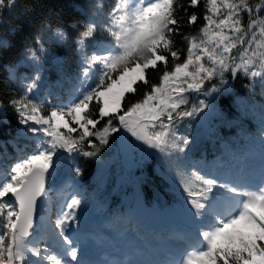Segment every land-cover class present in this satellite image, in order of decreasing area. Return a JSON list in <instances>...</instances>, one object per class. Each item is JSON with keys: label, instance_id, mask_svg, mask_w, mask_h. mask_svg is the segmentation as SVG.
I'll return each instance as SVG.
<instances>
[{"label": "snow or ice", "instance_id": "6c2138e0", "mask_svg": "<svg viewBox=\"0 0 264 264\" xmlns=\"http://www.w3.org/2000/svg\"><path fill=\"white\" fill-rule=\"evenodd\" d=\"M16 3L0 0V27ZM201 3L205 23L197 35L183 33L178 13L196 24L189 9ZM91 7L74 40L78 59L67 99L52 105L35 98L37 74L8 100L23 126L19 135L30 133L34 149L0 170V264H98L88 258L94 245L120 254L104 264H264V103L257 105L250 87L246 102L253 114L259 109L256 131L211 167L189 162L194 138L179 131L186 120H207L216 94L229 93L238 74L258 83L264 96V0H187V6L182 0H116L109 11L103 0H93ZM43 31L54 43L71 39L60 27ZM46 42L37 38L38 51H30L34 62ZM149 69L159 70L158 82L150 80ZM128 94L140 98L126 100ZM4 116L0 100V122ZM116 133L124 145H143L141 151L151 149L149 155L158 153L168 164L182 190L183 203L175 209L181 231L151 229L139 210L105 215L90 230L79 214L87 203L78 187L52 219L47 185L61 164L77 155L97 158ZM74 171L81 174L79 167Z\"/></svg>", "mask_w": 264, "mask_h": 264}, {"label": "trees", "instance_id": "16d2710c", "mask_svg": "<svg viewBox=\"0 0 264 264\" xmlns=\"http://www.w3.org/2000/svg\"><path fill=\"white\" fill-rule=\"evenodd\" d=\"M113 0H103L105 10H110ZM187 6V0H182ZM93 0H17L16 6L11 12L5 10L2 17L3 26L0 27V41H6L7 46H0V100L4 101L5 116L0 122V157L10 150L9 141L18 139L20 145L24 142V137L18 133V129L23 126L18 123L17 114L8 106V100L13 97H18L22 94L24 88V74H31L29 69L20 67V64L30 55V51L39 49L36 44L38 37H42L47 42L44 48L49 50L53 55L51 62L48 63L47 73L50 81H58L57 64H61L62 71L69 68H75L77 65V53L75 51V37L82 29L85 22L92 15ZM196 12L198 21L196 24L188 25L187 16L183 12H179L178 16L182 18V32L188 35H197L199 28L203 26L204 6L200 4L198 8L189 9V14ZM51 25L53 28L60 27L71 38L68 41L54 43L50 39V34L43 31ZM180 41V37H176ZM183 43L181 59L183 52L186 51L187 43ZM59 60V62L57 61ZM57 61V62H56ZM171 67V64L169 65ZM14 73L15 79H9V74ZM159 70H148V76L152 82H158ZM236 85L239 89L243 88V95L249 92L251 85L243 81L241 78L236 79ZM141 92L144 86H139ZM252 90H256L253 89ZM139 95L128 94L126 100L135 101L139 99ZM225 106L231 115V118L236 119L240 115H236V110L230 107L233 102L232 97L220 98L219 100ZM47 111V110H45ZM103 124V121L101 122ZM97 127H100L98 125ZM226 128V127H225ZM227 129V128H226ZM115 134L109 137L111 142ZM6 147V151H5ZM105 151L102 150L101 154ZM95 159L85 158L83 162L84 177L89 178L93 172Z\"/></svg>", "mask_w": 264, "mask_h": 264}, {"label": "rangeland", "instance_id": "374dc122", "mask_svg": "<svg viewBox=\"0 0 264 264\" xmlns=\"http://www.w3.org/2000/svg\"><path fill=\"white\" fill-rule=\"evenodd\" d=\"M259 2V0H250V3H252V4H256V3H258ZM262 14H264V13H262ZM242 15L244 16V23L246 24L247 23V15L246 14H243L242 13ZM47 55H48V52L47 51H45V52H38V59L34 62L33 60H32V58H31V56H28V58L21 64L23 67H25V68H27V69H34L35 70V72L31 75V76H28V75H26V74H24L23 75V77H24V80H25V82H26V85L28 84V83H30V81L33 79V78H35V76L37 75V74H39V76H41L43 73V69H45L47 66H48V58H47ZM239 75V74H238ZM246 78V77H245ZM248 79V78H247ZM260 78H256V80L258 81ZM248 81H249V79H248ZM39 82H42L43 83V79L42 78H40L39 79ZM250 82V81H249ZM251 83V82H250ZM258 84V83H257ZM257 84H255V85H257ZM254 85V86H255ZM38 89V87L36 88V89H34V91L35 90H37ZM232 89H233V87H232ZM232 89H231V91H232ZM230 91V92H231ZM223 93H221V94H216V99L218 98V97H220L221 95H222ZM201 98H203V97H201ZM239 100H237V102H238ZM202 114V116L204 115V113H201ZM209 118L210 119H216L217 121H222L223 120V113H222V111L220 110V107H219V105H218V102L216 101V105H215V112L213 113V114H211L210 116H209ZM121 145H122V154H123V156L125 157V159L127 160V163L128 164H132V165H134L135 163H136V161H137V158H135L134 156H133V154L131 153V147H128V146H126V145H124L122 142H121ZM141 147H144L143 145H141ZM149 150V152H152V150L151 149H148Z\"/></svg>", "mask_w": 264, "mask_h": 264}]
</instances>
